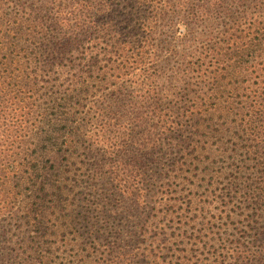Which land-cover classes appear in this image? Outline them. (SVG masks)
Segmentation results:
<instances>
[{"label": "trees", "instance_id": "1", "mask_svg": "<svg viewBox=\"0 0 264 264\" xmlns=\"http://www.w3.org/2000/svg\"><path fill=\"white\" fill-rule=\"evenodd\" d=\"M127 1L132 2L128 14L116 13L126 0H37L23 15L28 18L20 30L29 31L24 24L31 21L35 40L22 44L35 45L34 69L42 72L47 64L50 88L41 96L43 106L27 102L42 125L29 134L19 132L22 160L14 165L15 159L12 169L24 168L16 187H29L34 200L20 217L17 212L0 216V264H49L51 248L71 240L68 244L79 246L87 237L104 248L100 254L106 260L107 249L135 240L133 228L113 232L97 217L91 221L67 211L75 204L65 197H76L79 166L90 172L91 185L113 186L127 170L131 184L119 195H137L144 183L161 182L165 201L173 200L176 207L181 199L173 197L182 194L178 185L183 183L175 180L183 182L185 165L212 155L228 164L229 179L250 181L242 190L246 197H264V0ZM181 19L200 27L202 35H188L196 48L181 54L177 82L158 85L153 69L145 67L142 76L149 80L127 89L124 77L139 67L124 63L126 48ZM11 46L2 45L0 54V111H10L9 116L5 97L18 89L8 86L20 80L10 70L15 64ZM104 86L109 91L93 95ZM15 117L10 116L8 130ZM236 164H242L238 172Z\"/></svg>", "mask_w": 264, "mask_h": 264}, {"label": "rangeland", "instance_id": "2", "mask_svg": "<svg viewBox=\"0 0 264 264\" xmlns=\"http://www.w3.org/2000/svg\"><path fill=\"white\" fill-rule=\"evenodd\" d=\"M36 3L37 0H0V54L5 52L2 45L7 49L13 43L11 51L15 64L10 70L15 77L20 75V80L11 81V84L8 82V88L15 85L20 92L17 90L12 97H5L3 104L12 108L11 117L16 116L9 130L8 124L12 120L10 111H0V216L17 212L16 215L20 217L25 205L34 200L29 187H16L24 168L12 169V162L16 159L14 165H17L22 160L19 132L29 134L39 124L42 125L38 120L37 110H31L27 102L31 105L32 101L38 100L43 106L46 99L43 97L50 88L48 75L51 74L47 64L42 65V72L34 69L37 64L31 58L35 45L22 44L26 39L35 40L31 21L24 24V28L29 29L25 33L20 30V25L28 18L23 17L24 13H30ZM131 3L126 0L116 13L128 14ZM1 17L5 19L4 24ZM175 24L174 27L168 24L166 29L156 30L157 34L148 38L145 35V39L133 41L126 48L129 58L124 63H134V66L139 67L131 69L129 75L124 77L126 81L123 83L127 89L132 90L140 81L146 83L149 80L147 75L142 76L141 68L145 67L153 69L152 73L156 75L153 78L161 81L157 82L158 85L177 82L175 79L182 60L181 54L187 50L193 53L196 48L192 47L188 35L191 33L201 36L202 31L200 27H190L182 19ZM25 56L30 59L21 58ZM106 61L101 66L105 67ZM31 62L34 64H30ZM2 74L3 71L0 70V77ZM34 80L37 81L34 83ZM0 82L3 83L2 80ZM32 82L34 89L30 86ZM108 88L110 87H101L93 95L104 94L109 91ZM15 96L17 99H14ZM76 154L81 159L84 157L80 149ZM207 156L209 158L204 162L185 165V174L181 175L183 182L175 180L176 183H183L178 185L183 190L182 194H173L177 195L173 197L177 201L181 199L176 207L173 200L165 201L167 197L162 194L164 187L158 186L161 182L151 187L144 183L139 191L142 194L119 195V192L127 191L131 184V181L127 183L130 175L127 170L121 172L122 184L120 180L113 186L97 184L99 182L91 185L88 182L90 172L79 166V189L75 191L76 197H65L75 201L74 206H69L67 211L72 208L75 214H82L91 221H95L94 218L97 217L101 224L113 232L133 228L137 232L136 237L127 247L107 249L106 260L100 254L104 248L96 246L91 237L84 239V243L79 246L68 244L74 242L72 240L64 246L57 244L48 251L49 264H264V197H246L242 190L250 185V181L245 178L229 179L228 164L212 155L204 157ZM240 165L242 164L235 166L237 172ZM185 179L189 180L185 182ZM229 180L235 182L239 189L230 187ZM18 189L21 190L20 194H17ZM230 191L231 195L228 194ZM47 199L50 200V197ZM179 207L182 210H178ZM66 208L62 210L66 211ZM81 226L77 230L82 233ZM68 235L70 239L73 238L71 231H68ZM125 251L133 254L126 260L115 258Z\"/></svg>", "mask_w": 264, "mask_h": 264}]
</instances>
